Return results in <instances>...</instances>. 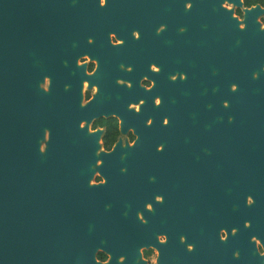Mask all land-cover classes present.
Returning <instances> with one entry per match:
<instances>
[{
  "label": "flooded vegetation",
  "instance_id": "obj_1",
  "mask_svg": "<svg viewBox=\"0 0 264 264\" xmlns=\"http://www.w3.org/2000/svg\"><path fill=\"white\" fill-rule=\"evenodd\" d=\"M226 11L242 30L254 12L264 29V0H67L65 47L49 61L58 74L20 91L18 105L46 121L42 151L72 135L66 181L98 187L81 199L101 239L68 263L264 264V210L244 209L240 187L231 201L210 171L229 118ZM202 180L207 208H196L199 191L183 204V184Z\"/></svg>",
  "mask_w": 264,
  "mask_h": 264
},
{
  "label": "water",
  "instance_id": "obj_2",
  "mask_svg": "<svg viewBox=\"0 0 264 264\" xmlns=\"http://www.w3.org/2000/svg\"><path fill=\"white\" fill-rule=\"evenodd\" d=\"M66 5L67 0H0V264H77L67 262L80 257L72 251L102 236L99 216L84 212L81 199L98 187L79 190L65 179L63 166L74 157L72 135L50 140L42 151L46 121L18 105L20 91L32 92V83L58 74L49 61L65 47ZM230 12L224 35L229 118L210 171L215 187L223 181L231 189V201L240 187L244 209L258 212L264 210V29L255 31L254 12L245 30ZM213 48L220 56L221 42L215 40ZM36 59L44 61L43 71ZM206 188L203 180L185 182L183 204L199 191L203 203L196 208L206 209Z\"/></svg>",
  "mask_w": 264,
  "mask_h": 264
},
{
  "label": "snow or ice",
  "instance_id": "obj_3",
  "mask_svg": "<svg viewBox=\"0 0 264 264\" xmlns=\"http://www.w3.org/2000/svg\"><path fill=\"white\" fill-rule=\"evenodd\" d=\"M188 7L191 8L192 5L189 4ZM158 70H159V69H157V71H158ZM157 103H159V102H157ZM149 123H151V121H149ZM164 123L167 124L168 121H164ZM254 204H255V202H253V205H254ZM242 223H243V222H242ZM232 227H234V225H229V229H230V230H231ZM225 239H226V238H225ZM261 255H264V253H261ZM238 256H239V253L237 252V253H236V258H237V259H238Z\"/></svg>",
  "mask_w": 264,
  "mask_h": 264
},
{
  "label": "clouds",
  "instance_id": "obj_4",
  "mask_svg": "<svg viewBox=\"0 0 264 264\" xmlns=\"http://www.w3.org/2000/svg\"><path fill=\"white\" fill-rule=\"evenodd\" d=\"M225 7H231V5L226 3ZM157 102H159V101H157Z\"/></svg>",
  "mask_w": 264,
  "mask_h": 264
}]
</instances>
